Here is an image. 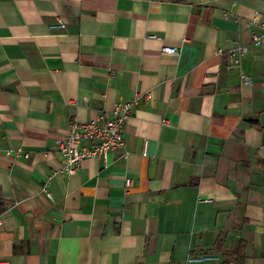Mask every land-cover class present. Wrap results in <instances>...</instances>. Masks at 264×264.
<instances>
[{
    "label": "crops",
    "instance_id": "0c3cea01",
    "mask_svg": "<svg viewBox=\"0 0 264 264\" xmlns=\"http://www.w3.org/2000/svg\"><path fill=\"white\" fill-rule=\"evenodd\" d=\"M258 13L264 0H0V148L30 155H0V261L222 264L243 244V264H264ZM238 44L231 70L218 53ZM134 93L126 149L61 174L69 125Z\"/></svg>",
    "mask_w": 264,
    "mask_h": 264
},
{
    "label": "built area",
    "instance_id": "2783aa9c",
    "mask_svg": "<svg viewBox=\"0 0 264 264\" xmlns=\"http://www.w3.org/2000/svg\"><path fill=\"white\" fill-rule=\"evenodd\" d=\"M251 25L260 28L263 31L262 35H253L252 45L256 48L264 46V14H256L252 20ZM67 25L58 19L56 25L52 27L53 30H65ZM150 38H158L150 36ZM183 42H187L186 39ZM180 49L171 46H163L161 52L166 55H177ZM248 53V47L240 44L235 45L226 52H219L222 57L228 60V68H240L244 57ZM264 60V57H263ZM242 81L246 85H252L251 77L247 75L242 76ZM148 99L150 95H146ZM142 95L134 93L127 101H123L114 105L111 111H103L96 119L88 122H72L66 134L58 141L57 155L62 158L63 167L61 174L67 177H72L77 174L81 164L86 160H103L108 162L112 154L126 149V140L124 130L133 115L134 109L139 105ZM164 124L167 121L163 122ZM0 155H4L14 162L21 159L28 160L30 155L22 148H13L2 151L0 148ZM144 156L146 154L144 153ZM126 187L132 186L131 180L125 181ZM43 192L52 199V192L50 191V179L44 183ZM0 221V227H1ZM220 258L215 255H191L187 259L188 264H208L219 263ZM0 264H10L9 262L0 261Z\"/></svg>",
    "mask_w": 264,
    "mask_h": 264
},
{
    "label": "trees",
    "instance_id": "16d2710c",
    "mask_svg": "<svg viewBox=\"0 0 264 264\" xmlns=\"http://www.w3.org/2000/svg\"><path fill=\"white\" fill-rule=\"evenodd\" d=\"M243 252L244 245L242 244L237 250L227 253L222 264H243L245 258Z\"/></svg>",
    "mask_w": 264,
    "mask_h": 264
}]
</instances>
